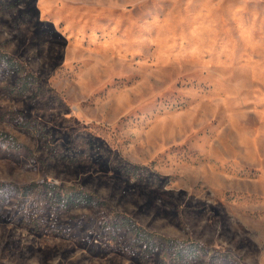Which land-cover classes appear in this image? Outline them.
Segmentation results:
<instances>
[{
  "label": "rangeland",
  "instance_id": "obj_1",
  "mask_svg": "<svg viewBox=\"0 0 264 264\" xmlns=\"http://www.w3.org/2000/svg\"><path fill=\"white\" fill-rule=\"evenodd\" d=\"M0 264H264V0H0Z\"/></svg>",
  "mask_w": 264,
  "mask_h": 264
},
{
  "label": "trees",
  "instance_id": "obj_2",
  "mask_svg": "<svg viewBox=\"0 0 264 264\" xmlns=\"http://www.w3.org/2000/svg\"><path fill=\"white\" fill-rule=\"evenodd\" d=\"M168 240V239H167Z\"/></svg>",
  "mask_w": 264,
  "mask_h": 264
}]
</instances>
